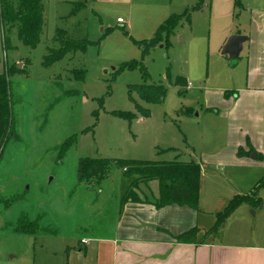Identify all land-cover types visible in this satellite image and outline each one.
<instances>
[{
	"label": "rangeland",
	"instance_id": "rangeland-1",
	"mask_svg": "<svg viewBox=\"0 0 264 264\" xmlns=\"http://www.w3.org/2000/svg\"><path fill=\"white\" fill-rule=\"evenodd\" d=\"M164 1L171 0H133L135 5L131 7ZM178 1L174 2L176 9ZM11 2L17 5L18 0ZM42 3L44 27L36 48L24 46L16 30L8 33L0 22V73L6 68L14 69L10 81L15 134L0 162V194L4 198L21 196V201L10 209L0 203V264H80L83 259L75 256L79 249L82 255L85 253L81 240L109 234L126 205L122 197L128 184L135 178L125 180L121 172H116L104 185L84 186L78 180L80 160L157 163L174 161L178 155L182 160L192 151L199 154L185 116L191 115L192 119L201 110L202 86L200 82H194L191 89L175 86L176 79L184 76L181 70L193 66L195 52L187 26L183 40L180 34L171 40L170 48L160 45L144 58L151 76L147 85H161L167 92L161 103L154 104L144 101L137 90L130 92L131 86L144 85L139 70L115 75L121 65L142 61V53L133 42L140 40L118 24V19L127 21L128 6L100 5L92 0ZM75 3L85 7L72 16ZM97 9L102 13L92 12ZM134 10L136 16L138 10ZM182 28L181 25L178 30ZM58 30L72 40L100 43L86 54L70 53L61 62L44 68L48 51L60 48ZM4 33L11 41L7 52L2 46ZM75 70L86 71L84 82L73 78ZM190 109L193 113L187 114ZM116 113L135 118H120ZM65 143L66 148L61 150ZM255 211L252 207L245 211V218L233 217L229 230L254 234L263 229L262 215L254 217ZM21 215L41 219L43 227L57 233L34 239L17 237L4 227ZM229 218L223 220V226ZM219 224L217 220L206 240H222L225 232L218 236L223 227Z\"/></svg>",
	"mask_w": 264,
	"mask_h": 264
},
{
	"label": "crops",
	"instance_id": "crops-1",
	"mask_svg": "<svg viewBox=\"0 0 264 264\" xmlns=\"http://www.w3.org/2000/svg\"><path fill=\"white\" fill-rule=\"evenodd\" d=\"M92 1L128 6L127 21L118 24L143 41L199 0H177L179 9L174 6L176 0L138 8L131 7L133 0ZM235 4L236 0H207L203 10L193 12L189 23L184 19L179 25L182 30L178 27L171 37L177 39L181 34L183 40L185 26L191 35L193 66L181 71L187 89L193 88L194 82H200L203 89V104L193 116L195 120L185 116L199 154L192 151L182 160L178 155L174 161L157 163L196 162L202 167L198 207L172 204L159 209L129 202L107 236L81 240L85 253L79 249L75 256L83 259L80 264H264V227L254 234L229 230L233 217L245 218V211L252 207L254 217L261 214L264 221V188L257 196L262 206L242 204L226 225H217L223 226L218 234L225 232L222 240H206L218 214L235 197L250 195L264 178V0H242V8ZM134 9L138 10L136 16ZM92 12L102 13L99 9ZM233 36L246 38L237 59L223 54ZM142 188L159 199L158 182ZM194 230V240L178 241Z\"/></svg>",
	"mask_w": 264,
	"mask_h": 264
},
{
	"label": "trees",
	"instance_id": "trees-1",
	"mask_svg": "<svg viewBox=\"0 0 264 264\" xmlns=\"http://www.w3.org/2000/svg\"><path fill=\"white\" fill-rule=\"evenodd\" d=\"M207 0H199L191 9L186 10L181 15L170 17L156 32L155 36L149 40H133L142 53V61H131L120 66L115 70V75L124 71H140L144 85L131 86L130 92L137 90L140 97L148 102L158 104L166 97V89L161 85H147L151 76L144 65V58L150 51L160 45L166 48L171 47V37L174 35L180 23L185 19L188 23L191 21V14L195 11L203 10ZM236 7L242 8V0H236ZM85 4L75 3L72 16L83 9ZM0 22L2 27L8 28V33L16 30L19 40L26 47L36 48L40 43V36L44 27V6L42 0H18L14 5L11 0H0ZM56 40L60 45L59 49L49 50L48 55L44 57L43 67L50 68L56 63L61 62L70 53L86 54L88 49L100 42L93 43L89 40H72L67 34L58 30ZM2 46L4 51L11 50V41L6 33L3 35ZM14 69L6 68L4 73H0V162L4 154L5 147L10 139L15 138L14 134V116L12 104V90L10 81V72ZM73 78L84 82L86 71L75 70ZM167 78L171 80L170 73ZM175 86L186 87V80L178 77ZM188 111L187 114H189ZM116 116L132 120L135 116L126 113H116ZM70 145L72 142H68ZM67 144L61 146L65 149ZM69 150V149H67ZM116 172H121L124 179H132L128 188L122 197L123 206L127 203L149 204L156 208H163L168 205L177 204L179 206L189 205L193 208L198 207L200 179L202 167L196 162L182 163H152L126 161L116 159H92L86 158L79 162L78 180L84 186H101L115 176ZM156 181L159 184V199H155L150 192H146L142 186L148 189L150 182ZM264 187V178L258 183L254 191L247 196L235 197L224 212L218 214V223L222 224L224 219L229 218L233 212L242 204H251L261 206L262 200L257 198L258 192ZM140 194L143 196L141 199ZM21 201L20 197L4 198L0 194V203L5 208L10 209ZM5 229H11L15 235L35 237L43 234H56L55 231H49L41 224V219L31 220L29 216L21 215L16 221L9 222ZM197 231L190 232L185 236L178 238L180 242L194 240Z\"/></svg>",
	"mask_w": 264,
	"mask_h": 264
},
{
	"label": "water",
	"instance_id": "water-1",
	"mask_svg": "<svg viewBox=\"0 0 264 264\" xmlns=\"http://www.w3.org/2000/svg\"><path fill=\"white\" fill-rule=\"evenodd\" d=\"M245 41H246V38L242 36L231 37L228 40L226 46L224 47L223 54L228 55L231 59H237L240 53L242 52V45ZM161 48H163V46H161ZM17 68L18 70H20L21 66L18 65Z\"/></svg>",
	"mask_w": 264,
	"mask_h": 264
},
{
	"label": "built area",
	"instance_id": "built-area-1",
	"mask_svg": "<svg viewBox=\"0 0 264 264\" xmlns=\"http://www.w3.org/2000/svg\"><path fill=\"white\" fill-rule=\"evenodd\" d=\"M118 23H119V24H123L124 21H123L122 19H120V20H118ZM189 86H191V84H189Z\"/></svg>",
	"mask_w": 264,
	"mask_h": 264
}]
</instances>
